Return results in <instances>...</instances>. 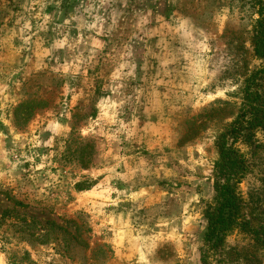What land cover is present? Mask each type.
I'll use <instances>...</instances> for the list:
<instances>
[{"label":"rangeland","instance_id":"rangeland-1","mask_svg":"<svg viewBox=\"0 0 264 264\" xmlns=\"http://www.w3.org/2000/svg\"><path fill=\"white\" fill-rule=\"evenodd\" d=\"M256 18L253 0H0V264H201L216 138L251 102L249 222L209 261L264 264Z\"/></svg>","mask_w":264,"mask_h":264},{"label":"trees","instance_id":"trees-1","mask_svg":"<svg viewBox=\"0 0 264 264\" xmlns=\"http://www.w3.org/2000/svg\"><path fill=\"white\" fill-rule=\"evenodd\" d=\"M257 18L253 27L254 53L264 59V0H253ZM248 86V85H247ZM248 88V87H247ZM253 101V100H252ZM258 106L253 102L222 130L215 143L218 158L214 163L213 200L204 209L206 226L203 232L201 264H212L210 254L220 247L226 233L237 221L248 223L244 199L238 184L247 172V161L240 143H250L255 133ZM244 226V225H242Z\"/></svg>","mask_w":264,"mask_h":264}]
</instances>
